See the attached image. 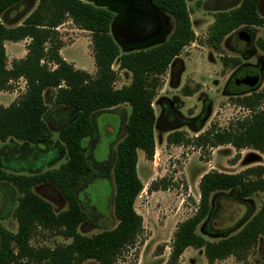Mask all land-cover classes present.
Listing matches in <instances>:
<instances>
[{
  "label": "trees",
  "instance_id": "16d2710c",
  "mask_svg": "<svg viewBox=\"0 0 264 264\" xmlns=\"http://www.w3.org/2000/svg\"><path fill=\"white\" fill-rule=\"evenodd\" d=\"M25 0H0V19ZM152 5L172 20V30L162 42L146 49L122 53L110 34L114 14L81 0H37L35 8L20 25L5 27L0 22V91L10 90V82L23 79L24 91L7 107L0 105V142L12 138L30 145H45L51 132L44 121L47 111L43 93L55 91L54 103L75 111V117L58 131V139L66 152V161L58 168L35 175L7 173L0 169V182L10 183L21 192L13 216L17 231L12 234L0 226V264H81L93 260L96 264H115L121 253L134 245L142 231V219L133 204L143 188L137 172V151L146 160L154 154L155 114L152 102L162 85V77L183 48L195 41L190 13L185 0H150ZM258 0H241L238 6L218 11L207 30L206 43L215 52L221 42L239 28L263 27L264 18L257 12ZM90 34L95 74L76 69L66 62L59 51L63 47L56 28L65 19ZM28 39L26 54L13 60L6 68L4 42ZM263 48V42L259 41ZM130 73L129 84L118 89V79L112 69ZM223 69L236 68L240 60L220 58ZM192 91L183 93L189 96ZM236 105L250 115L229 123L223 129L211 124L194 138L181 131L166 137L168 146L191 145L214 149L230 146L236 151L254 150L264 157V88L259 92L235 94ZM126 104L130 111L124 124L125 135L117 143L112 166L113 214L117 220L112 230L86 237L78 226L86 219L80 206L77 189L89 171L81 141L87 137L95 113L106 112ZM53 186L66 202V209L55 214L46 200L36 195L35 186ZM151 183L148 191L165 190ZM199 201L194 214L180 222L174 231L169 255L164 264H179L186 248L203 249L206 264L228 257L246 261L248 252L261 237L264 242V167L246 168L236 174L216 170L204 173L198 182ZM216 192H234L240 200L262 193L258 211L241 229L218 242H207L196 233L198 225L210 211V197ZM39 228L54 231L70 243L52 249H34L31 238ZM264 264V260L260 263Z\"/></svg>",
  "mask_w": 264,
  "mask_h": 264
},
{
  "label": "rangeland",
  "instance_id": "374dc122",
  "mask_svg": "<svg viewBox=\"0 0 264 264\" xmlns=\"http://www.w3.org/2000/svg\"><path fill=\"white\" fill-rule=\"evenodd\" d=\"M238 1L228 6L211 0H185L195 41L183 48L174 62V68L171 67L161 79L162 85L156 95L158 98L153 103L156 117L153 157L146 160L143 153L137 151L136 172L143 188L135 198L133 208L142 219V231L134 245L125 249L115 264L166 262L176 226L191 217L196 210L200 175L213 169L236 174L249 167H264V157L254 150L236 151L228 145L209 149L166 144L167 135L173 131L178 130L189 138H194L206 131L211 124L216 125L217 129H223L229 123L250 115V111L234 102L236 93L227 84L237 67L223 69L220 62L222 56L238 58L239 65L257 67L259 81L254 89L246 92H259L264 88V26L252 27L246 31L252 35L251 48L242 53L237 51L242 48V41H235L232 36L221 42L219 52L213 51L206 43L207 30L213 22L214 13L236 6ZM36 4L37 0H25L3 14L0 22L9 28L20 25ZM259 13L264 17L263 11ZM164 18L169 25L164 37L166 39L172 30V20L165 14ZM56 31L63 44L61 57L78 69L94 75L89 32L78 29L68 18ZM259 41L263 42V48L259 47ZM28 42V39H24L19 42L7 41L4 44L7 69L13 60L26 54ZM117 65L116 60L112 65L118 76L114 84L116 89L129 84L131 77L129 72L118 70ZM10 85V90L0 91L1 106L7 107L24 91L23 79L10 82ZM183 88L192 91L190 97L183 93ZM54 95L53 89L44 92L47 106L44 121L51 132L49 142L45 145H30L12 138L0 142V169L7 173L28 176L56 169L66 161L65 148L57 134L60 127L72 116L70 110L56 106ZM261 106L264 110V98ZM129 111V107L122 104L106 112L95 113L91 129L81 141L89 165V171L84 174L77 189L80 206L86 215V219L77 228L82 236L90 237L112 230L117 224L112 206V166L115 147L125 135L124 124ZM151 183L165 186L166 189L149 192ZM32 191L50 203L55 214L66 209L65 200L53 186L38 185ZM20 195V190L12 184L0 182V226L12 234L17 231L13 212ZM262 199V193H256L244 200H240L234 192L212 194L209 200L210 211L198 225L196 233L207 242H218L237 233L258 211ZM68 243L69 239L43 228H39L30 240L34 249H52ZM263 260L264 242L260 237L256 246L248 252L246 261L260 264ZM81 264L96 262L87 260ZM179 264H206L203 249L186 248L179 258ZM215 264L243 263L228 257L216 261Z\"/></svg>",
  "mask_w": 264,
  "mask_h": 264
},
{
  "label": "water",
  "instance_id": "95a60500",
  "mask_svg": "<svg viewBox=\"0 0 264 264\" xmlns=\"http://www.w3.org/2000/svg\"><path fill=\"white\" fill-rule=\"evenodd\" d=\"M94 7L104 8L114 14L110 34L122 53L146 49L162 43L167 21L150 0H81ZM257 75L240 82L241 88L256 86Z\"/></svg>",
  "mask_w": 264,
  "mask_h": 264
},
{
  "label": "flooded vegetation",
  "instance_id": "af4514ba",
  "mask_svg": "<svg viewBox=\"0 0 264 264\" xmlns=\"http://www.w3.org/2000/svg\"><path fill=\"white\" fill-rule=\"evenodd\" d=\"M205 1L208 2L209 0H205ZM211 1H213V2H223V3H225V5L228 4V6H229V5H233V3L236 0H211ZM240 1L241 0L236 2V6H238ZM236 6H231L230 8H226L224 10H229V9H232V8H234ZM218 11H223V10H218ZM259 11H263V13H264V0H258L257 12L260 15ZM261 17H263V16H261ZM168 29H169V25H168V21H167L166 27L164 28V34H163L162 37H165V34L167 33ZM248 30H250V29L239 28L236 31H234L231 35H229V36H232L235 39V41H238V40L242 41V43H243L242 48L237 50L240 53L244 52L245 50H249L251 48L252 35L246 32ZM227 37H225V38H227ZM173 66H174V64H173ZM252 75H257L258 81H259V72L257 70V67L254 68L251 65L241 64V65H239L237 67L234 75H232V77L229 79L227 87H231L232 90H234L235 93L244 92V91L245 92L246 91H251L252 89H254L255 86L254 87L251 86V88H249V89H243V88H241L240 82L243 81L246 78H249Z\"/></svg>",
  "mask_w": 264,
  "mask_h": 264
},
{
  "label": "crops",
  "instance_id": "0c3cea01",
  "mask_svg": "<svg viewBox=\"0 0 264 264\" xmlns=\"http://www.w3.org/2000/svg\"><path fill=\"white\" fill-rule=\"evenodd\" d=\"M186 6H188L187 5V3H186ZM188 8V7H187ZM190 22H191V17H190ZM191 26H192V22H191ZM26 42V41H25ZM6 42H4V44H5ZM61 51V50H60ZM60 51H59V53H60ZM24 57V56H23ZM22 57V58H23ZM178 57H176L172 62H171V64L169 65V67H168V69H167V71L171 68V67H173V64H174V62H176V59H177ZM20 59V58H19ZM63 59H64V57H63ZM65 60V59H64ZM66 61V60H65ZM67 62V61H66ZM74 68H76V69H78L76 66H74ZM174 68V67H173ZM112 69H113V67H112ZM114 70V69H113ZM121 71H124V70H121ZM166 71V72H167ZM43 95H44V93H43ZM189 97H190V95H189ZM158 98V97H157ZM156 97L154 98V100H153V102H152V107H153V103L155 102V99H157ZM160 98V97H159ZM56 106H58V105H56ZM58 107H61V106H58ZM66 108V107H65ZM66 109H68V110H70L71 111V116H72V118H70V120L69 121H67L64 125H62L61 127H60V129L63 127V126H65L67 123H69L71 120H73L74 119V117H75V111L74 110H72V109H69V108H66ZM154 110V109H153ZM154 114H155V112H154ZM156 118V117H155ZM156 121V120H155ZM154 142H155V133H154ZM62 144V143H61ZM62 146V145H61ZM232 148V147H231ZM233 149V148H232ZM66 153V152H65ZM258 153V152H257ZM262 166V165H261ZM211 168H214V167H211ZM214 170V169H213ZM203 175V174H202ZM202 175H200V177L202 176Z\"/></svg>",
  "mask_w": 264,
  "mask_h": 264
}]
</instances>
